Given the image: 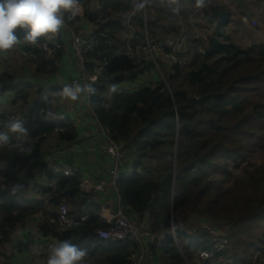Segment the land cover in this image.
<instances>
[{"label": "trees", "instance_id": "16d2710c", "mask_svg": "<svg viewBox=\"0 0 264 264\" xmlns=\"http://www.w3.org/2000/svg\"><path fill=\"white\" fill-rule=\"evenodd\" d=\"M259 1L264 5V0ZM91 2L80 0L84 18L96 28V50L87 55L88 68L104 66L105 70L89 103L111 139L133 148V174L123 178L118 188L127 214L147 223L155 236L148 243L151 258L161 264H189L186 259L193 262L197 254L206 251L213 255L204 264H222L225 256L230 260L227 264H254L248 261L253 259L251 253H260L264 245V240L253 239L255 225L264 222V169L252 175L247 185L225 192L222 199L208 191L210 177L224 171L216 157L226 152L237 162L264 134V41L246 49L233 43L226 30L233 22L232 12L214 0L205 8L197 7L196 0H145L130 19L124 15L133 11L132 0H98L93 12L89 10ZM177 8L178 13L174 11ZM200 9L209 24L216 25L218 37L202 40L188 36L185 67L169 65L167 72L162 66L165 82L127 91V82L138 83L147 70H153L132 64L124 55L128 42L132 46L144 42L146 32L152 40L177 37L182 31L181 19L188 23ZM76 20L77 16L66 23L72 25ZM17 31L22 37L24 33ZM33 54L31 62L38 77L57 74L55 64L63 51L54 59L38 49ZM16 83V72L0 74L2 92L15 94L14 104L25 108L30 138L38 141L31 145V157L16 158L10 146L0 148L2 163L9 165L1 177L19 183L18 173L34 160L32 170L25 175L34 179L42 171L51 181L54 175L41 155L46 139L56 134L60 142L75 143L79 130L68 119H46L49 111L55 115L52 100H43V91L35 93L30 84L16 87ZM113 86L116 91H112ZM5 114L0 108V121L5 122ZM63 127L64 132L56 133ZM4 128L0 126V130ZM82 179L77 172L72 178L61 176L52 196L49 187L41 188L49 197L46 202L28 200L12 186L0 188V248L9 244L14 232L30 218L42 215V236L58 242L68 240L86 249L84 264H132L135 243L107 242L97 236L96 231L107 226L99 219L101 206L83 194ZM62 200L75 207L71 215L88 216L89 220L67 230L50 224L52 211ZM46 203L51 211L45 209ZM191 213L230 223L233 233L226 239L228 249L215 251L207 240L211 239L207 230L194 234L178 231L181 254L170 231L179 217L186 221Z\"/></svg>", "mask_w": 264, "mask_h": 264}, {"label": "crops", "instance_id": "0c3cea01", "mask_svg": "<svg viewBox=\"0 0 264 264\" xmlns=\"http://www.w3.org/2000/svg\"><path fill=\"white\" fill-rule=\"evenodd\" d=\"M253 2L256 3L258 10L255 13L252 10V12L248 13L250 11L248 9L249 11H247V16L252 19V22L254 24V26H252V30H255L257 33L252 32L251 37H255L257 41L260 40L259 42H263L264 5L259 0H254ZM242 7V2L236 5V8L238 9H241ZM228 8V10L233 11V8L230 5ZM82 9V13L84 15V8L82 7ZM83 15L80 17V14H78L77 17L79 19L84 18ZM253 20L257 23H255ZM86 26L88 27V25ZM90 26H92V24H90ZM62 39L64 47L63 56L60 61L61 68L58 69L56 75L38 77L35 74V66L32 64L31 59L24 54V43L17 45L7 53H3L6 54V56H12L13 61V64L8 65L4 68L6 70L15 71L16 69H20L22 66H25L22 74L19 75L18 71H15L17 74L16 87L30 84L32 85L35 93H37L38 91H43V100H52L54 104L55 116L60 117L54 119V122H59V120L61 119H68L78 128L79 138L75 143L60 142L56 134L52 135L50 136V138L46 139L42 147L41 155L44 159V162L49 165V171L51 174V169L56 163L65 162L72 165L75 172L79 173L83 178L81 185L83 194L87 198L91 199L93 202L95 201L99 206H101L103 203L112 198L111 194L100 193L96 191V187L98 186V184L101 181H107L110 177L111 159L106 153V139L101 133L100 123L98 122V119L96 118L94 113L89 109V100L85 96H82L79 101L73 102L62 98L59 94L60 89L66 86L75 77L73 52L67 33H62ZM4 56L5 55H3V57ZM14 56L16 57V59H14ZM1 66H3V63L0 65V67ZM1 73L2 72H0V74ZM141 78H143V76L139 77L138 83H136L135 85L127 82L124 85L125 89H127V91H134L137 86L141 85ZM35 93L32 94V101ZM14 101L15 94L13 92L10 91L3 93L0 88V108L4 112H14V108L19 106L21 108V105L14 104ZM11 109L14 111H12ZM6 110L11 111L7 112ZM0 126L3 125L0 124ZM10 148L13 149L12 151H14L12 154L13 157H31V153L21 154L12 146H10ZM12 162L15 161L13 160ZM131 163L129 165H132ZM29 164L31 165L30 168L26 167V169L23 170L25 171V173L32 170L35 161L30 160ZM5 167L6 169H8L9 165L5 164ZM22 173L23 172L21 171L18 173V179L19 181L21 180V182H23L22 184L24 185V191H22L23 195L26 196V199L46 202L47 198L49 199V197L41 193V188H48L50 184L47 175L44 172L40 171L35 174V178L32 179L27 177L26 175H24V177L22 178ZM6 182L8 186L13 187L15 185H18V183L12 184L8 181ZM47 205V203L44 205L46 207L45 209L47 211H51L52 208L50 206L47 207ZM69 206L73 208V210H71V213H74L75 207L70 204ZM43 222V216L37 215L33 218H30L23 226L19 227L16 232H14L11 242L5 245L4 248H0V264H47L46 259L35 258L29 253L28 250V244L32 239V235H37L40 237L42 236L39 231V227L41 224H43Z\"/></svg>", "mask_w": 264, "mask_h": 264}, {"label": "built area", "instance_id": "2783aa9c", "mask_svg": "<svg viewBox=\"0 0 264 264\" xmlns=\"http://www.w3.org/2000/svg\"><path fill=\"white\" fill-rule=\"evenodd\" d=\"M134 15H131L132 18ZM129 18V19H130ZM66 32L73 52L75 77L67 84L90 83L94 87L102 77L105 67L97 66L93 70L88 68L87 55L94 53L96 50V28L94 26L84 27L79 21H74L72 25L66 23V27L62 29L54 38L42 39L36 45L25 44L24 54L30 59L34 57L33 50H40L47 58L54 59L63 51L62 33ZM134 32L131 33V39ZM130 39V41H131ZM189 39L184 33L177 37H168L152 40L146 32L145 40L135 46L128 42V49L124 52L135 67L151 66L161 73V59L165 57L171 65L186 66V59L183 58L186 52V43ZM56 67L61 68L60 60L56 61ZM162 74V73H161ZM85 97L89 100L87 94ZM82 98V97H81ZM89 109L92 111L90 103ZM25 108L6 113L4 127L7 131V124L10 118H19L25 122ZM93 112V111H92ZM43 110L40 111V114ZM94 113V112H93ZM95 115V114H94ZM96 116V115H95ZM97 118V117H96ZM65 127L56 130V132H64ZM100 130L106 139V153L111 159V174L107 181H101L96 187V191L100 193L111 194V199L101 205L99 219L104 223L106 229H98L96 231L99 239L104 241H131L135 243L136 250L132 253L130 260L132 264H144L148 256V243L153 241L155 236L151 233L149 225L140 222L133 215H129L123 204L122 196L119 192V182L133 174V165L125 168V159L127 154V145L125 143H117L111 139L104 128L100 125ZM31 145H34L38 139L31 138ZM54 178L49 184L50 196L55 194L59 187V178L61 176L72 178L75 176V170L69 163H56L51 169ZM51 198V197H50ZM53 216L49 221L52 225H58L62 230L70 229L89 220L88 216L71 215L70 206L67 201L62 200L59 206L52 211ZM173 232V231H172ZM166 239V237H164ZM167 240V239H166ZM58 243L51 237L35 236L29 242V253L40 259H47L48 249ZM201 263H206L210 259V255L206 251H202L199 257Z\"/></svg>", "mask_w": 264, "mask_h": 264}, {"label": "rangeland", "instance_id": "374dc122", "mask_svg": "<svg viewBox=\"0 0 264 264\" xmlns=\"http://www.w3.org/2000/svg\"><path fill=\"white\" fill-rule=\"evenodd\" d=\"M98 0H92L91 4L89 5V10L91 12L95 11L97 6ZM133 1V11L130 13L124 15L126 19H129L131 15H135L138 11L140 3L145 4V0H132ZM215 3H218L220 6L229 9V5L233 8L232 13V24L226 29L228 35L233 39V43L238 45L241 48H248V46H252L255 43H261L255 39V37H251V33H257L255 30H252V26H254L252 19H250L249 16H247L248 13L254 11V13L258 10V7L255 2L252 0H214ZM244 1V3H243ZM242 2V8L238 9L236 8V5L238 3ZM249 9V10H248ZM82 6L80 11V17L83 15L82 13ZM252 10V11H251ZM262 12V10H261ZM85 14V11H84ZM84 16V15H83ZM80 22L82 26L88 25V27H91V22L88 19L80 18L77 20ZM254 21V20H253ZM257 23L256 21H254ZM86 24V25H85ZM182 24V31L181 33H185L189 37H195L198 39H210L211 37H218V32L216 29V25L209 24L207 21V18L204 15V12L202 9L197 11L192 17L189 18L188 23L181 19ZM87 27V26H86ZM133 32V30H132ZM66 33V32H65ZM254 38V39H253ZM3 55H5L3 57ZM0 55V65L3 63V66L0 67V72L5 71L6 69L4 67H7L8 65L13 64L12 56L3 54ZM3 57V60H2ZM161 59V73H162V66L166 67L169 71V65H171L168 61L166 63V59ZM14 59L16 57L14 56ZM188 63V57L185 58ZM27 61V60H26ZM27 63V62H25ZM186 63V64H187ZM25 66H22L20 69H14L15 71H18V74H22V71ZM27 67V66H26ZM185 67V66H184ZM153 70H147L145 74H143V78L140 79L141 85L139 86H152L161 82H165V74L164 72L161 74L157 69L152 68ZM14 71V72H15ZM135 83V82H134ZM132 83L133 85H135ZM137 86V88L139 87ZM185 86V84H184ZM20 106L14 108L15 111L20 110ZM12 110V109H11ZM11 110H6L11 111ZM12 110V111H14ZM6 113V112H5ZM6 115V114H5ZM1 125H4L3 121H0ZM5 131V129H4ZM134 155H133V148L128 147L126 159H125V172L128 169V165L133 162ZM216 163H218L222 168L223 172L212 175L210 177V184L211 187L208 191V193L211 194H220V197L227 192L228 190H231L233 188L239 189L240 185L245 184L247 185L250 181V178L252 175H257V173L264 169V134H261L260 137L256 140V143L252 144L250 147L245 149L244 157L240 158L237 162L234 161V159L226 152L221 153L216 157L215 159ZM30 164L27 165V168H30ZM6 169L5 164L1 161V155H0V188H5L7 185V182L1 177V173ZM21 174V177L23 178L25 175V171ZM23 182L18 183L20 185V191H24V185ZM22 191V193H23ZM26 197V196H25ZM222 199V197H221ZM220 199V200H221ZM254 207V206H253ZM70 210H73V208L70 206ZM209 231L211 234V239H207L209 243H212L214 245L215 251H221L228 249V240L227 237L233 233L232 225L228 223L225 220L219 219L216 216H205L198 213H191L190 216L186 221H182V218H178V223H176V226L172 227L170 231V235H172L176 247L179 249L181 254H183V250L179 245L178 241V234L177 232L182 233H189L194 234L198 231ZM173 231V232H172ZM253 239H262L264 240V222L258 223L255 225L254 231H253ZM167 239V238H166ZM164 238V241H168ZM163 240V237H162ZM204 240H202L203 242ZM170 242H168V245ZM228 244V245H227ZM167 245V246H168ZM230 249V248H229ZM252 251L250 250L249 254ZM199 255L194 258L193 262H189V260L186 259V261L189 264H204L201 263ZM253 259H249L248 261L253 262L254 264L256 261L263 262L264 264V245L262 246V250L260 253L252 252ZM210 258H212L211 253H209ZM230 257V256H229ZM148 260V261H147ZM147 260H145L144 264L147 261V264H161L160 261H156L151 258L149 252L147 256ZM230 260L228 256H225L222 258V264L229 263Z\"/></svg>", "mask_w": 264, "mask_h": 264}, {"label": "clouds", "instance_id": "9594fccd", "mask_svg": "<svg viewBox=\"0 0 264 264\" xmlns=\"http://www.w3.org/2000/svg\"><path fill=\"white\" fill-rule=\"evenodd\" d=\"M208 3L209 0H196L199 8L207 7ZM80 11V0H0V54L7 53L21 43L36 45L42 39L54 38L66 27V21L78 16ZM174 11L178 13L179 9ZM17 30L24 33L22 37ZM112 91H116L115 86ZM94 92L92 84L85 83L66 85L59 94L75 102ZM45 118L60 117L49 111ZM31 143L29 131L22 119L10 118L7 131L0 130V148L12 146L21 154H29ZM20 187L15 185L13 190H19ZM87 255L86 249L64 240L48 249L47 264H84Z\"/></svg>", "mask_w": 264, "mask_h": 264}]
</instances>
